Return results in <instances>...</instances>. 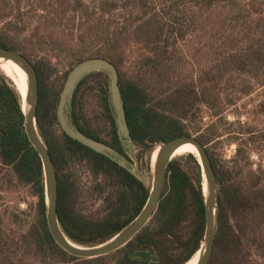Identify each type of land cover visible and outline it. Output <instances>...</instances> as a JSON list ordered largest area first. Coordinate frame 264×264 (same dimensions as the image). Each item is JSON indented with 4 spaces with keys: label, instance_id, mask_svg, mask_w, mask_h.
<instances>
[{
    "label": "trees",
    "instance_id": "16d2710c",
    "mask_svg": "<svg viewBox=\"0 0 264 264\" xmlns=\"http://www.w3.org/2000/svg\"><path fill=\"white\" fill-rule=\"evenodd\" d=\"M180 1L183 2L179 4L175 0L168 15L161 5L149 4L147 0H127L123 6L127 8L123 23L128 28L108 34L97 32L93 36L107 48L127 37L146 48V53L136 60V78H124L119 71V90L131 143L137 157H145L148 168L157 145L176 136L193 134L186 125L191 105L202 102L209 110L213 109V115H221L236 102L237 92L250 91L251 78L264 75L263 7L249 0ZM105 3L110 7L116 5L114 0ZM198 13L203 15L209 28L210 44L206 50L209 60L202 72L205 78L199 82L179 79L163 91L159 88L162 76L181 60V41L196 31ZM213 40L222 45L213 48L210 42ZM0 46L17 50L1 37ZM221 47L224 49L219 50ZM32 62L38 75L36 125L56 170L60 226L79 245L99 244L140 212L150 186L119 162L69 137L62 128L59 135H52L47 102L52 97L54 109L57 108L64 81L52 95L48 84L50 62L43 64L42 59ZM227 72L235 75L240 88H231L230 83L221 87ZM101 75L104 72L97 70L79 82L69 105V117L83 133L104 141L126 156L114 119L107 78L103 77L99 84L102 110L108 122L107 139L83 120L78 108L77 94L82 84ZM148 76L155 77L151 88L145 85ZM53 119H57L55 110ZM197 138L207 144L208 138ZM237 151L243 152L241 148ZM209 157L217 178L220 206L218 232L207 264H264L263 172L258 173L255 183L244 189L238 183L229 184L224 169L210 154ZM184 159L190 163L191 172L182 158H173L168 163L156 210L126 244L102 256H72L56 244L48 230L43 168L25 133L22 96L13 81L0 71V181L4 185L3 179L8 177L16 186H29L35 198L28 213L19 210L17 205H6L0 210V264H105L107 258L108 264H184L199 250L205 232L200 163L193 154H187ZM78 165H83L92 176L93 189L105 193L104 209L98 214L88 216L78 208L79 178L75 173Z\"/></svg>",
    "mask_w": 264,
    "mask_h": 264
},
{
    "label": "rangeland",
    "instance_id": "374dc122",
    "mask_svg": "<svg viewBox=\"0 0 264 264\" xmlns=\"http://www.w3.org/2000/svg\"><path fill=\"white\" fill-rule=\"evenodd\" d=\"M106 1L110 0H0V37L32 61L42 59L43 64L50 62L48 84L52 95L65 81L74 65L97 54L112 61L124 78H136V60L146 53V48L141 43L127 37L107 48L93 37L97 32L105 34L112 31L123 32L128 26L123 23L127 13V8L123 6L127 0H114L116 1L114 7L106 5ZM178 1L179 4L183 2ZM249 1L264 9V0ZM147 2L155 6L161 5L169 15L170 6H173L175 0ZM190 6L192 5L189 4ZM197 15L199 17L196 20V31L181 41L183 51L181 60H178L176 67L173 66L168 74L162 76L163 81L159 88L163 91L172 87L179 79L187 82L194 79L199 82L205 78L202 72L209 60L206 54L209 47L207 44H210L207 33L209 28L203 20V15L200 13ZM210 42H213L211 45L213 48L222 45L216 40ZM222 49L224 47L219 48ZM103 72L105 75L91 77L82 84L77 100L83 120L98 130L101 137L107 139L108 122L102 110L99 84L103 77L107 78L108 83L109 74ZM154 79L155 77H146L145 85L151 88ZM225 79L221 87H227L230 83L231 88H240L235 75L227 72L222 80ZM227 79L230 81L227 82ZM249 86L250 91L235 94L236 102L226 107L221 115H213V109L209 110L206 104L197 102L191 105L188 112L190 116L186 120L192 135L208 138L205 147L224 169L228 183L231 185L238 183L244 189L253 184L260 171L264 174V75L261 73L259 77L251 78ZM54 110L56 112L53 98L50 97L47 102L48 118L51 120L49 130L53 136H57L61 127L57 124V119H53ZM66 113L69 114L68 105ZM122 145L127 155L118 158L120 164L146 185L151 186L152 163L159 145L152 152L150 168L146 166L145 157H137L136 148L131 141ZM237 148H241L243 152L237 151ZM186 155L175 158H182L185 161ZM184 164L191 172L190 163L186 160ZM75 173L79 178L80 211L88 216L102 212L104 209L102 198L105 193L93 189L95 184L92 176L83 165L76 166ZM3 180L4 185L1 183L3 181H0V210L6 205H17L19 210L30 212L35 198L29 186H16L8 177H4ZM10 210L14 211L12 208ZM109 262L110 259L107 258L103 263Z\"/></svg>",
    "mask_w": 264,
    "mask_h": 264
},
{
    "label": "water",
    "instance_id": "95a60500",
    "mask_svg": "<svg viewBox=\"0 0 264 264\" xmlns=\"http://www.w3.org/2000/svg\"><path fill=\"white\" fill-rule=\"evenodd\" d=\"M0 58L16 63L26 74L25 108L22 100L24 129L29 142L41 159L45 183L46 224L52 238L59 247L72 256L92 258L111 253L126 244L145 226L156 210L167 178L168 163L173 159L175 151L183 144H191L197 149L198 160L206 188V191L203 189L205 195V232L203 242L198 250L199 257L196 264L208 263L219 227L220 198L217 178L209 154L205 145L197 137L194 135L176 136L156 148V157L152 163V183L147 200L140 212L115 235L95 245H79L73 241H69L57 217V175L54 162L36 125L38 103L37 71L33 62L16 50L0 46ZM97 70L105 71L109 74V94L119 139L122 143L131 141L124 102L119 90V71L112 61L104 57H88L79 61L70 69L58 97L56 108L57 119L60 127L69 137L119 162L118 158L124 156L121 152L104 141L97 140L83 133L71 121L69 114L66 113V105L69 106L71 104L76 86L88 74Z\"/></svg>",
    "mask_w": 264,
    "mask_h": 264
},
{
    "label": "bare ground",
    "instance_id": "6f19581e",
    "mask_svg": "<svg viewBox=\"0 0 264 264\" xmlns=\"http://www.w3.org/2000/svg\"><path fill=\"white\" fill-rule=\"evenodd\" d=\"M0 71L13 81V83L15 84V86L17 87L18 91L22 96L23 106L25 108L26 107V104L24 102L25 91H26L25 72L16 63L12 62L11 60H6L4 58H0ZM185 154H193L194 156L198 157L197 149L193 145L183 144L175 151L172 158ZM204 191H206L205 184H204ZM69 241L71 240L69 239ZM198 257H199V252L197 251L184 264H196Z\"/></svg>",
    "mask_w": 264,
    "mask_h": 264
}]
</instances>
